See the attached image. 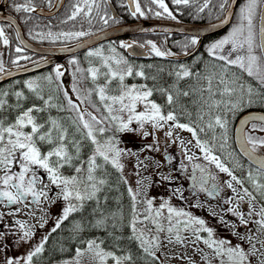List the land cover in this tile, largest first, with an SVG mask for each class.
Here are the masks:
<instances>
[{"label": "snow or ice", "instance_id": "snow-or-ice-1", "mask_svg": "<svg viewBox=\"0 0 264 264\" xmlns=\"http://www.w3.org/2000/svg\"><path fill=\"white\" fill-rule=\"evenodd\" d=\"M88 0H85L87 4ZM227 2V0H226ZM152 3H157L160 8L168 14L169 17L175 19L172 13L169 12L164 0H152ZM173 3L180 5L189 3V0H173ZM256 0H248V3L241 7L239 19L240 23L232 28V30L223 37L222 39L210 44L207 48L210 56H215L217 59L224 62L221 66V83L225 84L223 94L231 95L236 89L227 86L223 79V73L227 71L226 66L231 65L239 68L242 72H246L248 76L255 77L262 86H264V24L260 27V42H255V35L253 32V14L255 11ZM31 0H27L25 4H16L14 6L15 11L20 12H31L34 8L30 6ZM91 4H88L89 12L91 11ZM221 9L225 7L224 4L220 5ZM203 9H201L202 11ZM82 9L76 7V10L72 13L69 19H74ZM143 12L140 10L139 4L136 5V11L133 15ZM86 16L88 13H84ZM160 15V13H156ZM101 19H104L101 17ZM264 21V16L261 17ZM246 21V24H245ZM104 23L107 24V19H104ZM223 23H227L224 20ZM51 35V34H49ZM66 38L80 37L87 35L85 32L76 33H61ZM0 39H3L4 44L8 43L5 37V31L0 27ZM197 40L193 38L191 44L195 45ZM225 45H231V51L227 55L220 54L224 50ZM121 47H131L128 44H121ZM153 51L157 56H164L165 53L152 46ZM259 49L260 55L255 53L256 49ZM113 52L115 49H111ZM17 52L22 49L17 48ZM243 52L244 54H237L234 59L231 58L233 53ZM89 57H99L104 64V67L108 69L105 73V84L95 89L99 100L104 106V111L107 112V116L98 118L91 112L81 110L80 107L75 105L71 99L67 100L68 110L76 113L75 118L69 117L71 123L75 126V132L79 134L80 139H69V129L66 128L60 121L49 117L44 123L38 122V117L33 113H41L47 108H56V104L51 103L52 97L49 96L44 99L43 96L37 92V85L33 81H26L25 86L37 93L40 100L43 101L44 107L32 106L19 112L15 119L11 122H6V119H0V202L6 201L7 204H24L27 197H32V201L39 203L41 199L55 203L56 200H63L64 207L62 214L58 217L55 227L52 229L55 232L62 224L63 221L67 220L73 213L81 212L85 209L86 204L89 202H95L97 207L100 205V194L104 191L105 187L109 185L108 179L105 178L107 167L110 165L113 169L118 172H122L124 165L121 163V158L124 155H134L131 151H126L118 147L119 141L114 135L106 136L109 131L113 132H132L137 129L130 127L134 122L138 126V130L143 132L144 136H148V131H143L145 125H151L153 130L163 128L165 125H169V131L166 132V136L171 137L174 129L186 130L192 134L195 139V147L199 148L204 153V159L212 164H215L216 168L220 172L227 173L232 181H235L237 185L241 186L243 194L237 193L238 199L243 201L245 197L248 198V202L251 205L252 201L255 200L252 192L248 189L243 188V182L233 175L232 171L226 167L216 155L212 154V147L209 146L208 142L201 141L197 136L196 128L189 124L177 122V116L174 111H169L164 114L162 106L155 101L151 100L150 97L153 95L154 89L148 88L146 85H132L128 86L124 84L125 76H131L133 74L132 68L127 67L126 71L120 69L121 64H127V61L123 58L116 59L115 57H105L100 49L95 51H89L87 53ZM26 58V57H21ZM112 61L117 67L114 69L109 61ZM70 63L75 64L76 61L72 60ZM2 70V67H0ZM55 71L56 79L63 74L60 71V67L57 66ZM80 71V69H77ZM89 74L93 81L97 79L99 75V69L89 68ZM136 76H144L142 71L136 72ZM190 71L181 65V71L176 73L178 78L190 76ZM45 79L51 83L52 76H47ZM209 83L207 91L211 93V77H206ZM113 80L119 81V89L117 95L108 94V86ZM235 83V80L232 81ZM243 89V86H241ZM76 90L75 88L73 89ZM166 95V103L172 106L176 103V98L173 94L164 88L156 89ZM249 96L248 103L251 104L253 101L251 97L253 95V89L249 87L247 89ZM4 95H7L5 93ZM17 98L22 97V93H15ZM67 98V92L64 93ZM92 92H88V96L84 99H89ZM178 95H181L178 93ZM183 96H189V92L185 91L182 93ZM258 95H264L258 93ZM79 98V97H78ZM84 101L81 100V103ZM5 101L0 100V110L5 107ZM238 103L231 104V109H236ZM139 106H143V110H138ZM19 107V105L17 106ZM93 107H95L93 105ZM63 111V107L59 108ZM99 111V109H97ZM87 117V118H86ZM203 119V116L199 117ZM249 120L261 121L264 124V116H252L247 117L241 121V124L248 123ZM227 121L222 120L220 116L215 117V125H218L221 129H225L224 142H227L226 134ZM213 124L209 123L208 128H213ZM198 127V125H197ZM253 129L257 125L253 124ZM201 132L204 131L203 127H200ZM239 131V129H238ZM261 131H264V126L261 127ZM104 137V139H100ZM215 139V137H213ZM84 141L90 142L92 146L91 153L86 159L81 158L82 143ZM225 143L220 145L221 148L225 146ZM47 145V151H44L42 146ZM71 146V148H70ZM250 146V147H249ZM151 147V146H148ZM264 148V138L257 139L251 135L247 136L243 144L242 150L248 156L252 163L257 165V173L260 176H264V157L257 156V148ZM189 160L192 157H188ZM18 166L19 170L14 171L13 168ZM196 168H200V165H196ZM37 169L43 170L47 175L49 183H44L37 174ZM70 169V174H65L64 170ZM201 172L204 169L201 168ZM215 179V177H212ZM248 179L252 183L253 187L264 196V183H260L251 172L248 174ZM123 183H127L126 180L121 176ZM139 183V182H138ZM207 183L206 178L202 175L200 177L201 190L209 191V194L217 192V186L212 185L211 189H205L204 184ZM55 187L59 191L56 193L55 199L49 196V190ZM227 186L232 188L234 192L237 189L233 188L232 183H228ZM129 196L132 201L131 205V219L129 220L127 227L130 229V235L128 240L135 242L139 249L149 257L156 258V252L154 249H158L161 244L160 233L167 232L169 239L168 242H173V235L175 242L179 243L182 241L180 231L193 229L195 239L198 241L201 239L200 233H207V238L203 240V243L213 251L215 256L219 258L220 264H246L249 253H246L239 244L236 246H230V242L223 239H215L213 229L205 226V221L190 215L182 210H176L171 206L167 205V201L162 202L159 208L153 207L152 199H145L142 202L145 208L140 211L137 208L139 189L133 191L132 188L128 189ZM107 197H105V202ZM229 201H226L228 203ZM167 208L168 215L164 217L162 210ZM19 211V209H17ZM97 209H93L95 213ZM229 212L232 215L239 218L241 225H247L248 220L244 219V214L239 212L237 208H229ZM253 214L261 217L260 220L256 221L261 230H264V206L260 208V211L253 213L251 210L248 215ZM184 217L186 219L181 220ZM175 218V220H174ZM166 219L168 227L165 229L162 220ZM112 221V227L117 228V216L116 213H112L110 217H102L96 221L95 227H101L106 225L107 221ZM122 224L123 216L119 217ZM19 223L21 229H25L23 223ZM183 225V229L180 225ZM151 225L152 227H149ZM193 226H195L193 228ZM43 227V225H41ZM155 233V234H154ZM111 235V233H110ZM31 236L30 230H24L21 240H27ZM4 233H0V239H3ZM48 237L45 236L41 243L37 245L34 250L29 251L28 254L22 258H7L5 264H32L33 258L41 254L44 251V245ZM117 241L121 237H115ZM243 239V237H241ZM251 241V237H249ZM103 242H97L96 240H88L86 242V248L76 249V259L74 264H81L80 257H83L86 253L91 254V258L98 261V264H105L108 258H111L115 264H133L132 255L126 254L123 256H117L113 252L105 251L101 244ZM264 245V241H261ZM118 247V245H117ZM69 264V262H65ZM210 264V262H206Z\"/></svg>", "mask_w": 264, "mask_h": 264}, {"label": "trees", "instance_id": "trees-1", "mask_svg": "<svg viewBox=\"0 0 264 264\" xmlns=\"http://www.w3.org/2000/svg\"><path fill=\"white\" fill-rule=\"evenodd\" d=\"M228 1V0H227ZM263 0H256L255 11L253 14V32L255 35V42L257 41V21L260 4ZM72 0H67L65 8ZM211 7L207 13L197 16L204 19V22H211L218 19L226 7V0H210ZM248 0H240L236 7L234 19L222 33V38L228 35L232 28L240 23L239 14L241 7L245 6ZM224 4L225 7L221 9L220 5ZM202 22V21H198ZM246 24V21H245ZM215 41V37H207L204 40V46L201 52L197 53L191 60L180 62L163 59L161 56L149 55L144 59H132L127 57L129 64L133 70L131 76H125L124 84H138L146 85L148 88L154 89L152 97L153 101L162 106V111L165 113L174 111L177 116V122L189 124L196 128L197 136L201 141L208 142L212 147V154L220 158L221 162L228 167L233 175L243 182V188L252 192L257 202L264 206V196L253 187L252 183L248 179L249 172L258 179L260 183H264V176H260L256 167L250 164L247 160L239 155L237 152L234 140L233 130L237 118L248 111H262L264 112V95H258V93L264 94V86L255 77H250L246 72H242L235 66H226L227 71L223 73V79L230 88H235L236 91L231 94H223L225 84L221 81V66L224 62L217 59L215 56L208 54L207 48L209 42ZM111 45L105 44L104 50H108ZM189 46L184 49H188ZM231 51V45H228ZM257 55H260L259 49L255 50ZM223 55V52H221ZM237 54H244L243 52L233 53L231 58L234 59ZM76 63H70L69 67L73 73V79L75 88L80 98L84 101V105L88 107L94 115L98 118L107 116V112L104 111V106L99 100L95 89L99 86H103L106 82L105 73L108 69L104 67L103 61L99 57H89L87 54H79L75 58ZM192 61V62H190ZM181 65L187 68L191 75L188 77L178 78L176 73L181 71ZM89 68L99 69V75L95 81L92 80L91 75L88 72ZM80 69V71H77ZM142 71L144 76H136V72ZM52 76V82L49 83L45 77ZM206 77H211V93L207 91L209 83ZM235 80V83L232 81ZM26 81H33L37 85V92L44 99L49 96L52 97L51 103L56 104V108H47L41 113H33L38 117V122L44 123L49 117L54 118L69 129V139H80L78 133L75 132V126L69 120V117L75 118L76 113L68 110L67 98H65L63 89L58 79H56L54 70H46L36 74L33 78L25 79L20 78L15 80L11 84H7L0 94V100H4L5 107L0 110V119H6V122H11L19 114V112L32 106L44 107L43 101L40 100L36 92L29 90L25 86ZM238 85V86H237ZM243 86V89H241ZM251 87L253 89V95L251 104L248 103L249 96L247 89ZM164 88L170 91L176 98V103L169 106L166 103V95L162 94L156 89ZM119 81L113 80L108 86V94L113 95L118 93ZM91 91L92 95L89 99H84L88 96V92ZM189 92V96L182 95L183 92ZM22 93V97L17 98L15 93ZM7 93V95H4ZM180 93L181 95H178ZM238 103L236 109H231V104ZM19 105V107H17ZM93 105L95 107H93ZM63 107V111L59 108ZM99 109V111H97ZM203 116V119L199 117ZM220 116L222 120L227 121L226 134L227 142H224L225 129H221L218 125H215V117ZM87 118V117H86ZM212 123L213 128H208L207 125ZM198 125V127H197ZM200 127L204 128V131L199 130ZM258 130L252 132L251 136L261 139L258 135ZM109 133V132H108ZM107 133V134H108ZM215 137V139H213ZM222 143H225L223 148L220 147ZM44 151H47L48 146H42ZM71 148V146H70ZM92 146L90 142L84 141L82 143L81 158L86 159L91 153ZM64 173L70 174V169H65ZM105 178L108 179L109 185L105 187L104 191L100 194V205L97 207L95 202H89L83 211L73 213L69 218L62 222L61 226L55 231H51L47 237V241L44 245V251L33 258L32 264H61L65 261L74 260L76 258V249L86 248V242L88 240H96L98 243L103 242L101 247L105 251L113 252L117 256H123L131 254L133 257V264H162V262L156 257L146 256L138 247L135 242L129 241L130 229L127 227L129 220L131 219V205L132 201L128 193L127 184L121 180L122 174L113 169L110 165L107 167ZM123 177V176H122ZM124 179V178H123ZM105 197L107 201L105 202ZM97 209L93 213V209ZM112 213H116L117 216V228L112 227V221L108 220L106 225L101 227H95L96 221L102 217H110ZM123 216L121 222L120 216ZM111 233V235H110ZM121 237L119 241L115 237ZM118 245V247H117ZM105 264H115V262L108 258Z\"/></svg>", "mask_w": 264, "mask_h": 264}, {"label": "rangeland", "instance_id": "rangeland-1", "mask_svg": "<svg viewBox=\"0 0 264 264\" xmlns=\"http://www.w3.org/2000/svg\"><path fill=\"white\" fill-rule=\"evenodd\" d=\"M220 39L222 38L212 43ZM111 49H113V47H109L108 50H102L103 55L105 57H115L116 59L123 58V60L127 61L126 65L121 64L119 66L120 69L126 71L127 67H131L125 54L117 49L113 52ZM229 51L228 45H225L224 50L221 52L228 54ZM109 64L114 69L117 67L111 60ZM132 85L139 86L135 83L128 84V86ZM117 94L118 93L113 95ZM138 110L142 111L143 106H139ZM163 113L167 114L164 111ZM171 123L172 122H169V125ZM169 125L155 130L151 128V125H145L143 131H148L150 133L148 136H144L143 132L138 130V126L135 122L130 125L131 128L137 129L135 131H109L108 134L106 133V136L114 135L116 137L119 141L118 147L126 151L130 150L131 153H134V155L122 156L121 163L124 167L120 173L124 180L127 181L126 184L128 189L132 188L133 191L139 189V196L137 198L138 210L142 211L145 208L142 202L145 199H152L154 208H159L162 202L167 201L168 206L176 210L187 212L199 219H203L205 221V226L213 229L215 239L229 241L230 246L239 244L246 253H249L246 264H264V245L261 244V241H264V230H261L256 223L261 217L255 214L252 216L248 215L250 210L253 213L259 212L261 205L256 199L252 201L250 205L247 197H245L243 202H240L237 193L243 194L241 186L237 185L235 181H232L227 173L220 172L215 164L204 159V153L195 147V139H193L190 132L174 129L171 137L166 136L165 133L169 131ZM100 139H104V137H100ZM170 147L176 148V152L181 156L183 161H185L186 156H190L192 160H199L210 169L214 173L217 182L223 186V189L231 190V192L235 194V197L231 199V203L237 206L239 212L244 214V219L249 221L248 224L241 225L239 219H231L222 216L218 207L216 208L197 202L193 204L188 203L189 208H185L178 202V180L174 177L172 171L165 169L162 164L164 149L167 148V150H169ZM37 174L40 178L45 176V183H49L47 175L43 170L37 169ZM228 183H232L233 188L237 189V192L229 188L227 186ZM58 191L59 190L53 186L49 190V196L55 199ZM63 207V200H56L55 203H49L41 199L39 204L32 209L15 210L10 212V215L5 216L2 228L6 229L7 232L4 233L7 235L9 233L8 230H11L10 233L13 235V239L8 244L0 243V264H5L7 258H20L22 260L29 251L34 250V248L41 243L43 238L55 227L58 217L62 214ZM162 212L164 217L168 215L167 208L163 209ZM180 219L183 220L186 218L181 217ZM17 222L23 223L25 229H21ZM162 223L166 229L168 227L167 220L163 219ZM237 223L240 224L239 228L237 227ZM41 225H43V227H41ZM149 227L152 226L149 225ZM194 227L195 226H193V228ZM241 227L243 230H241ZM180 228L183 229L182 224ZM24 230H30L31 232V236L27 240L20 239ZM180 236L182 237L181 242H175L173 235V242L169 243L167 232L160 233L161 244L160 247L154 249V251L156 252V257L162 264H206V262H210V264H220L219 258H217L213 251L203 243V240L207 238V233L201 232V239L198 241L195 239L193 229L180 231ZM241 237H243V239H241ZM249 237H251V241H249ZM75 259L65 262L74 264ZM79 259L81 264H98V261L91 258V254L86 253ZM65 262L61 264H65Z\"/></svg>", "mask_w": 264, "mask_h": 264}, {"label": "flooded vegetation", "instance_id": "flooded-vegetation-1", "mask_svg": "<svg viewBox=\"0 0 264 264\" xmlns=\"http://www.w3.org/2000/svg\"><path fill=\"white\" fill-rule=\"evenodd\" d=\"M66 2L67 0L64 1L61 9L55 15L51 17H43L35 14V11L49 10L54 5L55 0H31L30 6L34 8V11L31 12L15 11L14 6L16 4H25L27 3V0H0V4L2 3L5 6L6 13L12 16L19 24L24 38L31 44L43 47H60L69 45L91 37L92 35H95L102 31L137 22L160 21L185 25L209 23L204 22V19L197 16V14L203 16L202 14L207 13L211 7L210 0H189V3L187 5H177L173 3V0H164V3L167 6L169 12L172 13L173 17H175V19H173L169 17L168 14L164 12V10L160 8L157 3H152V0H135L134 7H130L127 0H88L87 4L85 3V0H72V2L68 4V7L65 8ZM88 4L92 5L90 12ZM137 4H139L140 10L141 12H143V15H140V13H136V15L132 14L136 11ZM76 7H79L80 9H82V11L74 19H69L72 13L76 10ZM201 9L203 10L201 11ZM86 12L88 13L87 16L84 14ZM156 13H160V15H157ZM101 17L107 19L108 23L105 24L104 19H101ZM0 27L4 29L5 37L8 40V43L4 44L3 39H0V67H2V70H0V74L45 58V56L34 54L22 48L17 37V31L10 23L0 21ZM226 30L213 35L215 37V40L222 38V33H224ZM76 32H85L87 33V35L73 38H66L60 35L61 33ZM193 38L196 39L195 36L172 33H151L121 36L116 39L100 43L84 52L71 56L65 60V63L69 66V62L71 61V59L75 58L79 54H87L89 51H95V49H100L102 51L104 50V46L107 43L111 45V47H113L115 50L117 49L121 53L125 54L124 47H121L120 44L126 40L134 41L140 46H147L149 48L148 56L156 55L152 48V46L155 45L157 49L165 53L164 56H161L163 57V59H165V56L167 55H178L190 50L194 46L193 44H191V40ZM205 38L203 39L201 47L197 53L201 52L204 46ZM211 43L212 42L210 41L209 45ZM187 46H189V48L184 49ZM17 48L22 49V51L17 52ZM191 58L182 60L180 62L191 60ZM46 70L52 71L54 70V66L31 75L11 79L0 83V94L3 92L7 84H11L15 82V80L20 78H33L36 74ZM188 157L190 156H186L185 161H183V159H181V156L176 152L175 147H170L169 150H167V148L164 149V152L162 154L163 167L172 171L174 177L178 180V202H180L185 208H189L188 203L193 204L197 202L216 208L218 207V210L222 214V216L231 219H239L228 211L229 208H237V206L231 203V199L235 197V194L232 193L231 190H224L223 186L217 182L214 173L205 165H203L201 161L192 159L189 160ZM196 165H200V168H196ZM201 168L204 169L203 173L201 172ZM13 170L18 171V166H15ZM206 171H210L209 177L204 176ZM202 175L207 180V183L204 184L203 187L205 189H211L212 185H216L217 192L210 195L209 191L201 190L200 177ZM212 177H215V179H212ZM44 179L45 176L41 178V180L45 183ZM226 201L229 202L226 203ZM38 204L39 203H35L32 201V197H27L24 204L17 203L9 205L6 201L0 202V233L7 232L6 229L2 228L4 223L3 219L5 218V216L10 215V212L17 209H32ZM237 227L239 228L240 224L237 223ZM241 230H243L242 227ZM10 231L11 230H8V235L4 233L3 239H0L1 244H8L13 239V235L10 233Z\"/></svg>", "mask_w": 264, "mask_h": 264}, {"label": "water", "instance_id": "water-1", "mask_svg": "<svg viewBox=\"0 0 264 264\" xmlns=\"http://www.w3.org/2000/svg\"><path fill=\"white\" fill-rule=\"evenodd\" d=\"M65 0H55L54 5L49 10H38L35 11V14L43 16V17H51L55 15L62 7ZM130 7H134L135 0H127ZM239 0H228L227 7L225 8L222 16L212 22L204 23V24H196V25H185V24H174L168 22H160V21H145V22H137L128 25H122L118 27H114L81 41L60 46V47H43L39 45H34L29 43L23 36L21 28L17 21L10 15H8L5 11L4 4H0V21H5L10 23L17 31V37L20 41L22 48L41 56H45V58L40 59L38 61L26 64L22 67L15 68L3 72L0 74V83L5 81L27 76L34 74L36 72L42 71L49 67L54 66V69L57 66L60 67V71L63 73L59 77L60 85L63 89V92H67V100L71 99L75 105L81 108V110H86L87 112L93 113L88 107L81 103V98L78 95L77 90H73L76 86L73 79V73L65 63V60L71 56H74L78 53L84 52L100 43L116 39L121 36L127 35H135V34H151V33H172V34H181V35H189L195 36L197 43L188 51L183 52L178 55H167L165 56L169 60L173 61H182L187 60L194 56L200 49L202 41L205 37L216 35L224 30H226L230 24L232 23L234 13L236 10V6ZM264 16V0L261 3L258 21H257V40L258 44L260 42V27L264 24L261 17ZM224 20H227V23H223ZM123 44L131 45V47H124L125 53L133 59H144L148 57L149 48L147 46H140L134 41L126 40L122 42ZM121 43V44H122ZM120 44V45H121ZM55 72V71H54ZM76 89V88H75ZM79 97V98H78ZM94 115V113H93ZM252 116H264V112L262 111H248L239 116L237 119L233 138L234 144L237 152L247 160L250 164L257 168V165L252 163L245 152L242 150L245 139L249 134L258 130V135L261 138H264V132L261 131V127L264 126L261 121L257 120H249L246 124H241V121L245 120L247 117ZM253 124L257 125L255 129H253ZM239 129V131H238ZM250 147V146H249ZM257 156L264 157V148H257L256 152ZM210 171H206L204 174L205 177H209Z\"/></svg>", "mask_w": 264, "mask_h": 264}]
</instances>
